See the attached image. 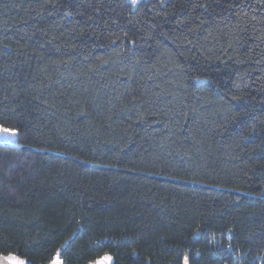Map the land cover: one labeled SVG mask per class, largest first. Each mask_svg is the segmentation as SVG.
I'll return each mask as SVG.
<instances>
[{"label":"trees","instance_id":"obj_1","mask_svg":"<svg viewBox=\"0 0 264 264\" xmlns=\"http://www.w3.org/2000/svg\"><path fill=\"white\" fill-rule=\"evenodd\" d=\"M0 254L264 264V0H0Z\"/></svg>","mask_w":264,"mask_h":264},{"label":"water","instance_id":"obj_2","mask_svg":"<svg viewBox=\"0 0 264 264\" xmlns=\"http://www.w3.org/2000/svg\"><path fill=\"white\" fill-rule=\"evenodd\" d=\"M15 136V133L7 131L3 132L2 138L3 140H6L8 142L12 141ZM64 246L58 250L56 258L50 262L49 264H63L62 261L60 260V255L62 253ZM113 258L110 255L103 256L96 261L90 263V264H113ZM0 264H27L26 261L18 256L8 254V255H1L0 254ZM185 264V261L183 262ZM188 264V262H187Z\"/></svg>","mask_w":264,"mask_h":264},{"label":"rangeland","instance_id":"obj_3","mask_svg":"<svg viewBox=\"0 0 264 264\" xmlns=\"http://www.w3.org/2000/svg\"><path fill=\"white\" fill-rule=\"evenodd\" d=\"M3 132H4V131H2L1 128H0V142H1V143L6 142V140H3V138H2V134H3Z\"/></svg>","mask_w":264,"mask_h":264},{"label":"snow or ice","instance_id":"obj_4","mask_svg":"<svg viewBox=\"0 0 264 264\" xmlns=\"http://www.w3.org/2000/svg\"><path fill=\"white\" fill-rule=\"evenodd\" d=\"M132 3L135 4L136 3V0H132ZM3 131L7 132L8 129L5 128V129H3ZM185 264H187V259L185 260Z\"/></svg>","mask_w":264,"mask_h":264}]
</instances>
